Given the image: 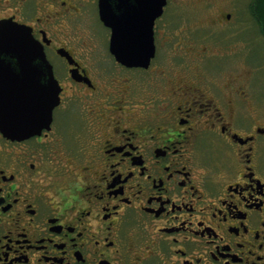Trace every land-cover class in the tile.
Returning a JSON list of instances; mask_svg holds the SVG:
<instances>
[{
  "label": "flooded vegetation",
  "instance_id": "1",
  "mask_svg": "<svg viewBox=\"0 0 264 264\" xmlns=\"http://www.w3.org/2000/svg\"><path fill=\"white\" fill-rule=\"evenodd\" d=\"M221 1L184 0L203 12L187 25L166 0L141 66L110 52L99 0H0L60 88L48 128L0 131V264H264V111L238 34L264 35L258 0ZM12 64L21 96L49 86Z\"/></svg>",
  "mask_w": 264,
  "mask_h": 264
},
{
  "label": "water",
  "instance_id": "2",
  "mask_svg": "<svg viewBox=\"0 0 264 264\" xmlns=\"http://www.w3.org/2000/svg\"><path fill=\"white\" fill-rule=\"evenodd\" d=\"M166 0H99V16L111 28L109 50L126 65L146 66L154 55L153 19L163 9ZM29 53L28 58H14ZM0 75L10 77L0 85V131L11 139L25 138L48 128L52 108L59 102V85L47 62L42 46L29 30L20 24H0ZM14 60H26L38 76L44 69L49 77L44 87L31 89L26 97L13 87ZM32 101L31 105L24 100Z\"/></svg>",
  "mask_w": 264,
  "mask_h": 264
},
{
  "label": "rangeland",
  "instance_id": "3",
  "mask_svg": "<svg viewBox=\"0 0 264 264\" xmlns=\"http://www.w3.org/2000/svg\"><path fill=\"white\" fill-rule=\"evenodd\" d=\"M184 0H169V10L167 11V18H173L174 14L176 15L173 19L181 20L183 24L191 25L192 22L203 12L199 8L190 7L187 4H183ZM186 1V0H185ZM222 2L221 0H219ZM243 6H245V1L241 2ZM173 11V13L171 12ZM165 18V19H167ZM164 19V18H163ZM239 20L242 21H249L250 16L247 15L245 12H241L239 16ZM192 21V22H191ZM97 20H94V24L100 31V33L105 34L103 26H101L99 23H97ZM180 22V23H181ZM191 22V23H190ZM246 26L247 24H243ZM249 25V24H248ZM251 29L243 28L242 31L238 34L240 37H243L246 39L244 41V48H243V56L242 58V64L240 67L244 66L245 68L251 67L253 69V75L252 78L250 77V87H254V95L255 98L259 101V104L261 105V109L264 111V42L261 40L254 39V33L250 31ZM241 34V35H240ZM105 36V35H104ZM106 39L102 37L100 39V46L102 51L107 52V43L105 41ZM250 49L252 52L249 53V57H245V51L244 50ZM159 54H161L159 52ZM244 60V61H243ZM64 117L60 114H56V123H63Z\"/></svg>",
  "mask_w": 264,
  "mask_h": 264
},
{
  "label": "trees",
  "instance_id": "4",
  "mask_svg": "<svg viewBox=\"0 0 264 264\" xmlns=\"http://www.w3.org/2000/svg\"><path fill=\"white\" fill-rule=\"evenodd\" d=\"M258 18L260 20V31L264 35V0L257 2Z\"/></svg>",
  "mask_w": 264,
  "mask_h": 264
}]
</instances>
